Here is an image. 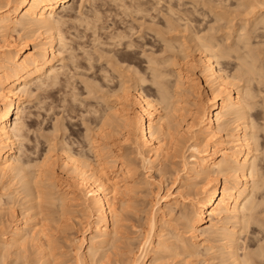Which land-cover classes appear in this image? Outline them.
<instances>
[{
  "label": "bare ground",
  "instance_id": "bare-ground-1",
  "mask_svg": "<svg viewBox=\"0 0 264 264\" xmlns=\"http://www.w3.org/2000/svg\"><path fill=\"white\" fill-rule=\"evenodd\" d=\"M111 1L124 18H131L127 25L120 27L117 23L121 22L113 19L100 25L102 7L96 4L98 0H79V4L77 0H0V264H64L62 252H58L62 245L56 240L72 205L80 206L75 210L89 218L88 232L71 242L72 260L79 264H168L174 256L175 261L180 255L193 258L203 233L206 241L216 243L222 264H256L264 256V138L256 132L264 130V0H237L234 12L243 9L239 17L231 15L232 9L213 12L210 6L216 23L225 20L224 26L231 25L225 35L214 34L219 33V24L218 30L209 25L200 33V25L195 27L192 18L196 5L193 10L182 6L184 11L171 0H163L162 5H158L162 0H147L149 4L145 0ZM87 3L88 9L84 7ZM83 7L87 11H82ZM149 10L163 12V26L158 22L161 28L156 25L158 20H153L158 15ZM228 13L238 22L225 19ZM74 22L92 35L91 47L81 45V56L67 39L70 35L79 37L80 32L72 35L68 29L69 37L64 32ZM227 25L222 26L225 29ZM144 29L154 31L157 39L151 35L153 41H147L140 34ZM30 37L36 39L31 50L26 42ZM157 45L163 56L154 54ZM78 55L84 63L75 61ZM100 60L103 62L96 65ZM195 67L207 88L204 98H198L203 85ZM78 69L90 73L81 79L82 87L75 81L76 75L84 77ZM115 80L109 91L101 89V81L107 86V81ZM145 83L153 92L142 86ZM32 86L57 88L60 97L56 93L59 104L55 108L60 106L61 111L44 136L46 147L40 166L36 169L38 165L33 164L35 170L29 171L22 155L31 139L26 119L38 116L24 106ZM83 93L92 95L93 100L86 101ZM190 95L194 97L191 107L187 106ZM111 96L117 99H109ZM46 102L42 108L45 120L53 111V105ZM61 113L73 121L80 118L82 123L89 122L85 132L79 136L75 131L68 140L61 137L58 132L65 129ZM82 139L88 152L78 149ZM187 141L190 153L184 155L185 150H181ZM75 144L80 146L76 149ZM56 155L59 169L69 180L68 191L63 193L56 192L55 181H51ZM175 156L180 157V170L167 166L171 162L167 158ZM135 158L154 169L159 180L169 183L172 179L177 189L161 191L162 185H157L138 253L127 252L126 258L112 262L109 257L114 253L110 256L108 251L117 246L129 208V201L119 197L120 187L132 192L139 182ZM8 187L13 189L7 191ZM188 193L194 196L188 199ZM15 197L21 211L4 226L3 211L14 209ZM175 218L181 219L187 237L177 235L180 232L174 236L171 230L173 238H165L168 232L164 231ZM248 232L253 240L263 242L245 251L248 245L240 238ZM28 245L33 248L31 256L26 254ZM206 246L214 247L213 242ZM240 249L243 252L239 253Z\"/></svg>",
  "mask_w": 264,
  "mask_h": 264
},
{
  "label": "rangeland",
  "instance_id": "rangeland-1",
  "mask_svg": "<svg viewBox=\"0 0 264 264\" xmlns=\"http://www.w3.org/2000/svg\"><path fill=\"white\" fill-rule=\"evenodd\" d=\"M78 2V4H79V0H77ZM97 1V0H96ZM102 1L103 0H98V2L96 3V4H99V5H101L100 7H102L100 10H101V12L100 13H102L101 14V24L100 25H105V23H106V25L109 23V21H111L112 19V21H115L116 23L117 22H121V23H117V24H120V27L122 26L123 27V25H121L122 23H124L125 25H127L129 22V20L131 19H129L128 17H126V18H124L123 17V15H125L124 13L121 15L120 14V8H118V6L117 7H115L114 5H115V3H113L112 4V1L111 0H109V1H111V3L108 1V0H104L103 1V3H102ZM145 1H147V0H145ZM148 1H150V0H148ZM147 1V2H148ZM154 1V0H153ZM168 1H170V0H166V2H168ZM205 0H182V2H183V4L181 3V0H176L175 2H174V0H171V2L172 3H174L175 5H177V4H179V6L181 7V9H183V7H185V8H188V7H190L191 9L190 10H193L194 9V6H195V9H194V11L195 12H192V18H193V23H194V25H195V27H198L197 26V24L198 25H203V26H201V28H200V26L198 27L199 29H200V33L202 32V30L204 31V27H205V30H207L206 29V27L208 28L209 27V25L210 26H213V25H215V27H216V29L215 30H218L217 28H218V24L221 26V27H219V29L220 30H218L219 31V33H216L215 32V30H212V32L214 33V34H216V35H225V34H227L228 32H230V28H228V26L230 25V24H225V26L227 25V28H223V26H224V22L226 23V21L225 20H223V22L221 21V22H219L218 21V23H216L215 22V20H213V19H215V17L212 15L213 13H210L209 11H210V9H209V7L211 6V8H213L212 10H213V12L214 11H222L224 8L225 9H228V10H223V11H226V13L227 12H233V14H231L232 16H235L234 15V11L237 9V7H236V9H235V6H237V0H211V1H208V2H210L209 4L207 3V0H206V2H204ZM214 1V2H213ZM146 2V3H147ZM176 2H178V3H176ZM103 5H102V4ZM108 3V4H107ZM192 3V4H191ZM211 3H213V4H211ZM215 3H217V4H215ZM221 5H223V6H220V4ZM235 3H236V5H235ZM148 4H149V2H148ZM148 4H146V5H148ZM151 4H152V1H151ZM151 4H150V6H151ZM163 4V0H162V3H160V4H158V5H162ZM203 4H205V5H203ZM216 6H215V5ZM87 5H88V3L84 6V7H87ZM191 5H192V7H191ZM212 5H214V7L212 6ZM218 5V6H217ZM77 6V5H76ZM108 6H110V7H108ZM112 6V7H111ZM149 6V5H148ZM178 6V5H177ZM183 6V7H182ZM83 7V9H82V11H87V10H85L86 8H84ZM88 7L90 8V6L88 5ZM88 7H87V9H88ZM106 7V8H105ZM159 7V6H158ZM196 7H197V10H196ZM206 7V8H205ZM207 7H208V9H207ZM218 7V8H217ZM110 8V9H109ZM112 8H113V10H112ZM116 8H117V10H116ZM221 8H223V9H221ZM241 8V7H240ZM76 9H78L77 7L75 8V12H77L76 11ZM104 9V10H103ZM106 9V10H105ZM202 9H203V11H202ZM206 9H207V11H206ZM218 9V10H217ZM230 9H234L233 11L232 10H230ZM107 10H109V11H107ZM110 10H111V12H110ZM114 10L116 11V12H114ZM184 11H187L186 9H183ZM198 10H200L199 12H198V15H195V14H197L196 13V11H198ZM230 10V11H229ZM106 11V12H105ZM149 11H151V10H149ZM149 11H148V13H149ZM153 11V10H152ZM151 11V14H156V16L158 17V18H156V19H153L154 20V22L156 21V20H158V21H156L157 22V26H158V28L160 27L161 28V26H163V19L165 18V17H162L164 14H162L161 12H160V14H158L157 12L155 13L154 11L152 12ZM184 11H182V12H184ZM189 11V10H188ZM222 11V12H223ZM240 11V9H238V13L236 12L235 14H236V16H238L237 14H241V12H243V9H242V11L241 12H239ZM83 12V13H84ZM114 12V13H113ZM119 12V14H117ZM209 12V13H208ZM113 13V14H112ZM116 13V14H115ZM122 13V12H121ZM194 13V14H193ZM204 13H205V15H209V17H208V15H207V17L204 15ZM225 13V12H224ZM109 14V15H108ZM111 14V15H110ZM201 14V15H200ZM204 15V17H203V15ZM229 14L230 13H228V15L226 16V18L225 19H228V20H231L233 17L230 15L229 16ZM102 15H103V17H102ZM105 15V16H104ZM113 15V16H112ZM122 16V17H118V16ZM162 15V16H161ZM193 15H195L196 17H194ZM200 15V16H199ZM108 16V17H107ZM115 16V17H114ZM116 16H117V18H116ZM212 16V17H211ZM241 16V15H240ZM106 17V18H105ZM109 17H111V18H109ZM116 19H114V18ZM200 17H202V19H200ZM206 17V18H205ZM211 17V18H210ZM214 17V18H213ZM228 17V18H227ZM229 17H230V19H229ZM239 17V16H238ZM124 20H123V19ZM148 18V17H147ZM194 18H197V23L195 24V20H194ZM108 19H109V21H108ZM119 19H121V20H119ZM140 19V18H139ZM139 19H137L135 22H137L136 23V25L137 24H139L140 22H141V19L139 20ZM144 19V18H143ZM146 19V18H145ZM144 19V20H145ZM204 19V20H203ZM210 19V20H209ZM234 19V18H233ZM237 19V20H236ZM119 20V21H118ZM125 21V22H123V21ZM148 21H149V19H147ZM146 20V21H147ZM198 20H199V22H198ZM200 20H201V23H200ZM205 20H207V21H205ZM235 20V21H234ZM233 21H231L232 23H237L238 22V18L236 17L235 19H234ZM105 21V22H104ZM107 21V22H106ZM140 21V22H139ZM162 21V22H161ZM210 21V22H209ZM214 21V22H213ZM237 21V22H236ZM128 22V23H127ZM139 22V23H138ZM155 22V23H156ZM162 24L161 26H159L160 24ZM207 22H209V23H207ZM100 23V21L98 22V24ZM102 23H104V24H102ZM111 23V22H110ZM109 23V24H110ZM146 23V22H145ZM149 23V22H148ZM155 23H154V25H155ZM200 23V24H199ZM222 23V24H221ZM76 24V25H75ZM159 24V25H158ZM71 25V26H70ZM74 25V26H73ZM217 25V26H216ZM223 25V26H222ZM71 28H70V27ZM73 26V27H72ZM153 26V25H152ZM157 26H154V27H157ZM224 26V27H225ZM85 26H83V25H80V24H77V23H73V24H69L68 26H67V28H66V30L64 31L65 32V34H66V32H67V30H68V32L70 33V31H71V34L72 33H74V35L77 33V31L78 32H80L79 34L80 35H82L81 37H80V35H79V37H75V38H73V36H71L70 35V37L72 38H70L69 37V33L68 34H66L69 38H67L68 40L70 39L71 41H69L70 43V45L71 46H73V48L75 49L74 51H75V53L76 52H78L79 53V55L81 56V48H82V46L81 45H83V48L85 47V48H89V47H91L92 46V43H91V32H90V30H88V29H86V28H84ZM214 27V26H213ZM230 27H231V25H230ZM223 28V29H222ZM107 29H109V28H107ZM226 29H230L229 31L228 30H226ZM145 30V29H144ZM141 30V33L140 34H142L143 33V37L145 38V39H147V41H153L152 39L153 38H150V37H152L155 33H154V31L153 32H151L150 30L151 29H147V31L145 30ZM226 30V31H225ZM101 32L102 31H104L103 29L102 30H100ZM144 31V32H143ZM146 32V36L144 35V33ZM226 32V33H225ZM17 32H15V31H13L12 32V35L14 36V38L17 36V34H16ZM149 33V34H148ZM221 33V34H220ZM223 33H225V34H223ZM148 34V35H147ZM234 34V32H232V34L231 35H233ZM73 35V34H72ZM91 35V36H90ZM152 35V36H151ZM155 36V38H154V40L155 39H157L156 38V35H154ZM153 36V37H154ZM17 38V37H16ZM31 38V37H30ZM77 38V39H76ZM28 39V38H27ZM73 39H74V41H73ZM254 39V41H256V39L255 38H253ZM30 40V41H29ZM36 41V39H35V37H32L31 39H28L26 42H28V47H30V50L31 49H33V43ZM258 40H260V38H258L257 39V41ZM262 40H264L263 38H262ZM0 43H1V34H0ZM78 43V44H77ZM158 44V43H157ZM77 45H79L80 46V49H79V46H77ZM156 47L158 48V45L157 46H155V52H154V54L155 55H158V54H162L159 50H156ZM81 50V51H80ZM149 51V50H148ZM159 53H158V52ZM157 52V53H156ZM77 53V54H78ZM195 53L196 54H198L197 52H194V54L193 55H195ZM64 54H66V53H64ZM77 56V57H79V59L77 58V60H75L76 62H78V63H84L85 62V60L84 59H82V57L80 58V56ZM109 55V54H108ZM164 55V53L162 54V55H159V56H163ZM195 56H197V55H195ZM84 60V61H83ZM74 61V62H75ZM65 62H67V63H70V61H65ZM75 62V63H76ZM101 62H103L102 60H100V62H95V64L97 65H99ZM78 63H76V64H78ZM146 62H143L142 64H144V65H147V63L145 64ZM71 64V63H70ZM70 64H69V66H70ZM124 65V64H123ZM73 66V65H72ZM72 66H70V67H72ZM81 70V71H80ZM78 69V71H80V72H82L83 71V73H84V77H83V75L82 76H79V75H76L75 76V81H76V83H77V85H79V86H83V83H80L81 82V79H85V77L88 75V74H90L89 73V71H85L84 69ZM195 71H196V75L198 76V77H200V81H202L201 80V76H200V72H199V70H198V68H196L195 67ZM88 72V73H87ZM86 73H87V75H86ZM79 76V77H78ZM73 80V79H72ZM78 81H79V83H78ZM111 82V83H110ZM116 82V80L115 81H109V83H108V81L106 82V84H107V86L104 84L105 82H103V81H101V83L103 84L102 86V88L101 89H103V91H109V87L111 86V87H113V86H115L114 84H116L115 83ZM148 83V82H147ZM147 83H145V84H143L142 86H144V87H148V85H147ZM108 84H109V86H108ZM111 84V85H110ZM202 85H203V87L201 88V95H200V97H198V98H204L205 97V95L207 94V88L205 87V85H204V83H203V81H202ZM45 87H41V88H36V87H34V86H32V91H30V97L27 99V100H25V102H24V106H26L27 108L29 107L32 111H34L33 113H36V114H38V116H36L35 114H33L32 115V120L31 121H29V119H26L27 120V122H30L29 123V133H28V136H30V140L29 141H31V142H27V145H26V143H25V145H26V147H24V148H27V150H25L24 148V154L22 155L23 156V160L25 161V163H26V165L28 164V166H29V171H31L32 169H33V171L35 170V167H36V169L40 166V162H38V161H41V158L43 157V154H44V147H46V142H45V137L44 136H46V133L48 134V132H50L49 130H51V126H53V121H54V117L55 116H57V115H59L58 117H60V111H61V107L59 106H56V108H55V105H58L59 104V97H60V93L57 91V88H55L54 87V90L53 89H51V88H53V87H51V88H48L47 90H45L44 89ZM106 88H108V89H106ZM105 89V90H104ZM148 90H150V92H153V90H151V89H149V88H147ZM44 90V91H43ZM111 90V89H110ZM57 91V92H56ZM84 91H85V89H84ZM43 92H45V93H43ZM56 93H58V96H57V94ZM50 94H51V96H50ZM43 95H45V96H43ZM84 95V96H83ZM83 95H81V96H83V97H85L86 98V101L87 100H90V101H92L93 100V97L91 98V96L92 95H90V96H88L86 93H83ZM47 96V97H46ZM53 96H55V97H53ZM113 96V95H112ZM110 97L109 99H111V100H115V99H117V98H115V97ZM50 97V98H49ZM190 98L188 99V101L187 102H189V103H187L188 105L187 106H192V100H193V95H190L189 96ZM48 98V99H47ZM115 98V99H114ZM47 99V100H46ZM192 99V100H191ZM42 100V101H41ZM48 101V102H46V101ZM55 103H54V102ZM44 102H46V103H51V105H53V111L52 112H50V115H51V118H48V119H44V117H43V115H44V111L42 110V108H43V105L45 104ZM135 105V104H134ZM185 105V104H184ZM33 106V107H32ZM37 106V107H36ZM40 106V107H39ZM42 106V107H41ZM186 106V105H185ZM190 106V107H191ZM134 107H136V106H134ZM44 109V108H43ZM60 109V110H59ZM263 109H264V107H263ZM59 113H58V112ZM56 113H58L57 115H55ZM62 114V113H61ZM35 115V117H33ZM40 115V116H39ZM42 115V116H41ZM63 115V120H61L62 122H63V127H65V129L64 130H60L58 133L59 134H61V137H62V135H63V137H66V140H68L70 137H72L73 136V132H75V131H78V133H80V134H78L79 136L81 135V134H83V132H85V126H86V122L87 121H84L83 123L81 122V121H78V120H80V118L78 119V120H75V121H73V120H70L66 115V118L67 119H65V116H64V114H62ZM61 115V116H62ZM39 117V118H38ZM50 117V116H49ZM34 119V120H33ZM65 119V120H64ZM69 119V120H68ZM74 119V118H73ZM76 119V118H75ZM46 121V122H45ZM71 121V123H69V122ZM72 122L73 123H75V122H77V123H75V125H73L72 124ZM69 123V124H68ZM85 123V124H84ZM89 122H87V124H88ZM67 126V127H66ZM71 126H73V127H71ZM49 127V128H48ZM74 129V130H73ZM84 129V130H83ZM257 130H259V131H257ZM261 130V131H260ZM72 131V132H71ZM82 131V132H81ZM62 132V133H61ZM256 132H257V134L260 136L261 135V137L263 136V138H264V130L262 131V129L260 128V129H256ZM263 133V134H262ZM70 134H72V135H70ZM65 135V136H64ZM75 136V135H74ZM37 137V138H36ZM260 137V138H261ZM80 138H82V137H80ZM262 139V138H261ZM82 141V143H84V144H80V145H82V147H79L80 145H77V144H75V145H72V146H74V148H78L79 150H84L85 152H88V151H86L87 149H88V147H86L87 146V144L85 143L86 141L85 140H81ZM85 141V142H84ZM188 143H189V141H187L186 143H184L183 144V146H182V150H181V152L183 151V150H185L184 151V155H188L189 153H190V151H189V149H187L186 150V147H187V145H188ZM39 144V145H38ZM83 145H84V147H83ZM86 145V146H85ZM30 146V147H29ZM29 149H31V150H29ZM36 149V150H35ZM86 149V150H85ZM57 152V151H56ZM27 154V155H26ZM25 156V157H24ZM132 156H135V155H133L132 154ZM26 158V159H25ZM56 159V162H55V166H54V169H55V173L53 174L54 176L52 177V180L51 181H53L54 183H55V188H54V190L56 191V192H59V193H63L64 191H68V189L66 188V184H68V182H69V180H67V178H66V176H65V174L61 171V169H59V166H58V163H59V159H58V157H57V155H56V157L54 158V160ZM139 158H135L133 161L134 162H136L137 163V166H138V168H137V172H136V176H135V178H137L138 180L137 181H139L138 182V185H136L135 187H134V185H133V187L134 188H132V192H130V190L128 189V188H126L128 191H126V189L124 190L123 188H121V187H123V186H121L120 187V192H119V197H123L125 200H127L126 202H128V204H129V208H127L126 210H127V214H128V216H127V219L123 222L124 223V225H123V227L122 228H120L119 230V236H120V238H119V240H118V243L116 242V244H117V246H118V248H117V246L116 247H113V248H110V250L109 251H111V253L108 251V255H110L111 256V254H113L112 255V257H109V259L111 258V260L110 261H112V262H115L116 260L115 259H119V258H121V256L123 257V258H126L127 257V252H129L128 253V255L130 254V255H132L133 253H138V249H139V246H140V242H141V240H142V237H143V234H145V232H146V230H147V224H148V218H147V216L149 217V214L152 212V210H153V203H154V201H155V199H154V197H155V194H156V190H157V185L160 183L161 185H162V190L161 191H166V189H169V190H173V191H175L176 189H177V187H176V182L173 184V180L172 179H170V181L172 180V183H170V181H169V183H167L166 181H163V179L161 178V180H162V183L160 182L161 180H159L160 178H159V176H158V174L156 173V171H154V169H149L148 167H145V166H143L142 164H141V162H140V160H138ZM167 162H170L169 164L167 163V166L168 167H170V168H178L179 170H180V164H179V162H180V157L179 156H175V157H173V158H167ZM170 160V161H169ZM27 161V162H26ZM36 162H38V163H36ZM36 163V164H35ZM29 164H31V165H29ZM33 164H34V166L35 165H38V166H33ZM31 166V167H30ZM34 167V168H33ZM52 176V175H51ZM47 178V177H46ZM48 178H50V174H49V177ZM119 180H121L122 179V177L121 176H118L117 177ZM5 178H3V181H4V184L5 183H7L6 181H7V179H5ZM141 181V182H140ZM13 182V181H12ZM164 182V183H163ZM121 183V182H120ZM166 184V185H165ZM170 184V185H169ZM12 185V187H15V184H11ZM1 186H2V184H0V188H1ZM168 186H170V187H168ZM57 188V189H56ZM11 190V189H13V188H11V187H8L7 188V191L8 190ZM64 189V190H63ZM9 190V191H10ZM58 190V191H57ZM60 190V191H59ZM135 190V191H134ZM62 191V192H61ZM189 195V198L188 199H191L192 198V195L194 196V194H190V193H188V194H186L185 196H188ZM191 195V196H190ZM71 196V195H70ZM191 197V198H190ZM4 198H5V196H4ZM17 199V197H15L14 198V203H13V205H11V207L12 208H14V209H9L8 211H10V212H7V211H3V214H2V221H3V224H4V222H6L7 224H8V222H9V220H10V218H12L13 219V215L14 214H19L20 213V211H21V206L19 205V201H18V199ZM17 201H18V203H17ZM132 205V207H133V209H132V207H131V205ZM72 208H73V211L75 210V208L76 207H79L80 208V206H71ZM75 207V208H74ZM187 208H186V210L188 211V210H190V207H188V205L186 206ZM263 207V204L261 205V208ZM19 208V209H18ZM76 209H78V208H76ZM132 209V210H131ZM179 209H180V207L178 208H176L175 209V212H176V215H175V217H177V213L179 212ZM72 211V212H73ZM130 211V212H129ZM11 212H13V213H11ZM15 212V213H14ZM71 212V213H72ZM69 214V216H67L68 218H65V222H67V224L65 223V224H63V227H62V230L60 231V232H58L57 233V240H56V243H57V245H62V248L61 249H63V250H60V247H58L59 248V251L58 252H62V259H64L63 261H64V264L66 263V262H68V263H66V264H79L77 261H75V260H72V258H73V243H72V246H71V242L73 241V239L75 238V237H82V235H83V233L85 232V233H87L88 231L86 230L87 229V227H88V220H89V218L88 217H86V215H83L80 211H74V213L73 214ZM130 213V214H129ZM8 214V215H7ZM9 214H11V215H9ZM82 214V215H81ZM6 220H5V219ZM11 219V220H12ZM5 220V221H4ZM10 220V221H11ZM67 220V221H66ZM176 220V221H175ZM178 219L177 218H175L174 219V221H173V219H172V221H170L169 222V228L167 227L166 229H168V230H165L164 231V234H166V231L168 232H171V230H172V232H175V233H173L172 234V232H171V234L172 235H174V234H176V233H178V232H180V233H178L177 235H181L183 238H185V237H187L188 236V233H185V230L182 228V222H181V219H179L178 221H177ZM4 224V226L5 225H7V224ZM11 223V222H10ZM9 223V224H10ZM63 223V222H62ZM8 224V225H9ZM206 224H208V222L206 223ZM62 225V224H61ZM65 226V227H64ZM254 226H256V225H254ZM66 230H65V229ZM62 232H63V234H62ZM167 233L166 235H165V238H168V237H172L171 235H169L170 233ZM184 233V234H183ZM60 234V235H59ZM62 234V235H61ZM183 234V235H182ZM245 234V233H244ZM244 234L242 233L241 234V238H240V241L242 240V243H244V245L246 244V245H248V249L250 248H252L253 250L257 247V244H262V242H260V241H256V240H253V234H251V232L249 233H247V236H245V237H247V238H245L244 237ZM204 235V236H203ZM122 236V237H121ZM167 236V237H166ZM175 236V235H174ZM205 237H206V234H202L200 237H199V242H198V245L196 246V248H195V250L196 251H198L197 252V256H195L196 255V252H195V254H194V256H193V258H190L189 256H185L184 257V255H180V256H178V258L179 259H176V261H175V258H177L176 256H174L175 258H171V260H170V258H169V260H167L168 261V264H220L221 262H220V258H219V251H218V249L215 247V244L216 243H214V241H212L211 240V242L209 241H206L205 240ZM243 237V238H242ZM173 238V237H172ZM252 240H251V239ZM122 239V240H121ZM247 239V240H246ZM70 240V241H69ZM60 241V242H59ZM62 241V242H61ZM204 241V242H203ZM248 241V242H247ZM250 241V242H249ZM120 242V243H119ZM212 242H213V245H214V247L211 249V248H208L206 245L207 244H209V245H212ZM259 242V243H258ZM203 243V244H202ZM264 243V242H263ZM251 245V246H250ZM254 246H256V247H254ZM122 247V248H121ZM124 247V248H123ZM32 248V247H31ZM30 248V246L28 245V247H27V251H26V254L27 255H32V250H33V248L31 249ZM30 249V250H29ZM214 249V250H213ZM250 249L249 250H247V249H245V251H250ZM72 250V251H71ZM199 250H200V252H199ZM114 251V252H113ZM31 252V253H30ZM64 252V253H63ZM72 252V253H71ZM115 252H117V254L115 253ZM119 252V253H118ZM121 252L123 253V254H121ZM217 252V253H216ZM241 252H243V250L242 249H240L239 250V253H241ZM29 253V254H28ZM110 253V254H109ZM200 253H201V255H200ZM66 254V255H65ZM30 255V256H31ZM65 255V256H64ZM211 255V256H210ZM217 255V256H216ZM64 256V257H63ZM184 257V259H182L183 257ZM199 256V257H198ZM117 257V258H116ZM214 257H215V259H214ZM68 258V259H67ZM181 258V259H180ZM65 259H67V260H65ZM74 259V258H73ZM114 259V260H113ZM172 259H174L173 260V262H172ZM188 259V260H187ZM191 259V260H190ZM199 259V260H198ZM179 262H178V261ZM182 260H184V261H182ZM195 260V261H194ZM197 260H198V262H197ZM259 260V261H258ZM257 263L258 264H264V256L263 257H260V258H258L257 259ZM171 262V263H170ZM186 262H188V263H186ZM190 262H192V263H190ZM219 262V263H218ZM256 263V264H257ZM222 264V263H221Z\"/></svg>",
  "mask_w": 264,
  "mask_h": 264
}]
</instances>
